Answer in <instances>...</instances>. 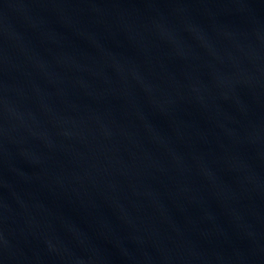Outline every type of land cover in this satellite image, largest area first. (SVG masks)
<instances>
[{
    "label": "water",
    "instance_id": "95a60500",
    "mask_svg": "<svg viewBox=\"0 0 264 264\" xmlns=\"http://www.w3.org/2000/svg\"><path fill=\"white\" fill-rule=\"evenodd\" d=\"M0 264H264V0H0Z\"/></svg>",
    "mask_w": 264,
    "mask_h": 264
}]
</instances>
